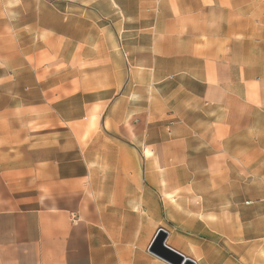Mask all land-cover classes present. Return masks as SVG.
Listing matches in <instances>:
<instances>
[{"label": "crops", "instance_id": "obj_1", "mask_svg": "<svg viewBox=\"0 0 264 264\" xmlns=\"http://www.w3.org/2000/svg\"><path fill=\"white\" fill-rule=\"evenodd\" d=\"M0 76V264H264V0H0Z\"/></svg>", "mask_w": 264, "mask_h": 264}, {"label": "rangeland", "instance_id": "obj_2", "mask_svg": "<svg viewBox=\"0 0 264 264\" xmlns=\"http://www.w3.org/2000/svg\"><path fill=\"white\" fill-rule=\"evenodd\" d=\"M6 78L7 76H0V83L1 82H6ZM16 83L19 81L18 79L14 80ZM2 93H6V91H0V94ZM15 98H19V94L16 92L15 94ZM1 97V96H0ZM16 109V116H18V111L21 109V108H15ZM18 110V111H17ZM35 126V125H34ZM33 129V128H32ZM200 138L198 135H193L192 138H191V141L196 144V143H200ZM244 142H246V140H243ZM199 147H195V149L197 150ZM205 148V146L203 147ZM249 189V190H248ZM256 189V188H255ZM250 188H246V187H238V188H234V187H224L223 189V194H224V198H237V196H234L237 195L238 196H243V197H247L246 194L247 192H250ZM256 195H258V192L256 191ZM255 205V214H256V219H255V227L256 228H264V219H263V211H264V206L263 204H259V203H254ZM235 218V217H234ZM238 220L235 218L234 219V226H238ZM263 236L262 235H258L256 234V241L257 242H261L262 240H259L260 238H262ZM261 256L260 257H256V259L258 258H262L264 259V251L262 252L261 251Z\"/></svg>", "mask_w": 264, "mask_h": 264}, {"label": "water", "instance_id": "obj_3", "mask_svg": "<svg viewBox=\"0 0 264 264\" xmlns=\"http://www.w3.org/2000/svg\"><path fill=\"white\" fill-rule=\"evenodd\" d=\"M166 235L164 230H158L149 246V251L170 264H195L192 260L168 248L164 244Z\"/></svg>", "mask_w": 264, "mask_h": 264}]
</instances>
